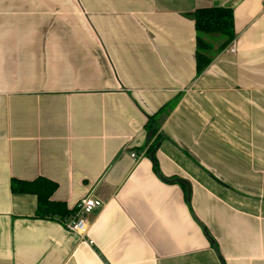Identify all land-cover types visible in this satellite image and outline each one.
<instances>
[{
	"label": "crops",
	"instance_id": "1",
	"mask_svg": "<svg viewBox=\"0 0 264 264\" xmlns=\"http://www.w3.org/2000/svg\"><path fill=\"white\" fill-rule=\"evenodd\" d=\"M223 2L0 0V264H264V0L198 77ZM38 178L103 203L86 236L12 192Z\"/></svg>",
	"mask_w": 264,
	"mask_h": 264
},
{
	"label": "trees",
	"instance_id": "2",
	"mask_svg": "<svg viewBox=\"0 0 264 264\" xmlns=\"http://www.w3.org/2000/svg\"><path fill=\"white\" fill-rule=\"evenodd\" d=\"M193 20L196 33V74L199 77L209 68L215 57L223 53L235 41L234 10L217 7L200 8L194 12ZM215 37H218L217 39L221 42L217 49L213 44ZM178 101L177 98L174 104L163 107L160 114L165 113L167 109H173ZM156 124V119L153 117L146 125L152 138L157 135L156 128H154ZM160 140L161 137L158 136L149 149V154L155 150ZM11 189L14 194L33 195L37 198L36 217L38 219L62 222L76 215L77 210L70 211L65 204L53 201L58 185L51 180L46 178H38L32 182L13 180Z\"/></svg>",
	"mask_w": 264,
	"mask_h": 264
},
{
	"label": "built area",
	"instance_id": "3",
	"mask_svg": "<svg viewBox=\"0 0 264 264\" xmlns=\"http://www.w3.org/2000/svg\"><path fill=\"white\" fill-rule=\"evenodd\" d=\"M136 158L135 155H132ZM103 203L97 199L87 197L81 200L77 206L78 212L74 220L68 224L69 231L83 237L86 236L90 230L91 222L88 220V216L95 211L103 208Z\"/></svg>",
	"mask_w": 264,
	"mask_h": 264
},
{
	"label": "water",
	"instance_id": "4",
	"mask_svg": "<svg viewBox=\"0 0 264 264\" xmlns=\"http://www.w3.org/2000/svg\"><path fill=\"white\" fill-rule=\"evenodd\" d=\"M201 1H207L209 2L210 0H201ZM237 0H224V2L218 6L217 8H225V9H232L231 7L233 6V4L236 2ZM178 183L183 184L184 186H186L187 188V194H188V199L190 198L191 195V186L188 182L184 181V180H177Z\"/></svg>",
	"mask_w": 264,
	"mask_h": 264
},
{
	"label": "rangeland",
	"instance_id": "5",
	"mask_svg": "<svg viewBox=\"0 0 264 264\" xmlns=\"http://www.w3.org/2000/svg\"><path fill=\"white\" fill-rule=\"evenodd\" d=\"M217 38L218 37H215L214 42H213L215 49H217L220 46V44H221V42Z\"/></svg>",
	"mask_w": 264,
	"mask_h": 264
}]
</instances>
